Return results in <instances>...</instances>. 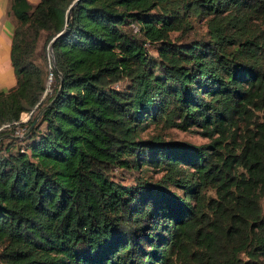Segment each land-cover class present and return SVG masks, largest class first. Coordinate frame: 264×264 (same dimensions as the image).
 Wrapping results in <instances>:
<instances>
[{"label":"trees","instance_id":"16d2710c","mask_svg":"<svg viewBox=\"0 0 264 264\" xmlns=\"http://www.w3.org/2000/svg\"><path fill=\"white\" fill-rule=\"evenodd\" d=\"M73 1L10 0L0 264H264V0Z\"/></svg>","mask_w":264,"mask_h":264},{"label":"rangeland","instance_id":"374dc122","mask_svg":"<svg viewBox=\"0 0 264 264\" xmlns=\"http://www.w3.org/2000/svg\"><path fill=\"white\" fill-rule=\"evenodd\" d=\"M135 30H137L135 28ZM186 33V32H184ZM207 33V27L206 23L204 20H195L193 23V29H191L188 33L185 35L181 34V32H173L171 37H180L182 40H190L196 37H205ZM149 53L153 56H156V51L148 46ZM51 66L48 65L47 63V70H48V88L52 82V76L51 73H49ZM22 120L27 119V115L23 114L21 117ZM155 133H162L166 139L168 140H174V141H182V142H187L195 145L203 144L207 142V139L199 135L193 128L191 130L183 131L177 128H169L165 129L161 125L156 126L154 124H151L149 128L147 129L146 132H144L141 137L146 138L150 136L151 134ZM133 172H128V171H117L115 174V177L119 179L120 181L124 182L126 181L127 183L132 181L133 178ZM149 176H152L153 179L159 178V174L155 173H149ZM125 183V182H124ZM262 208L264 210V198L261 200Z\"/></svg>","mask_w":264,"mask_h":264},{"label":"crops","instance_id":"0c3cea01","mask_svg":"<svg viewBox=\"0 0 264 264\" xmlns=\"http://www.w3.org/2000/svg\"><path fill=\"white\" fill-rule=\"evenodd\" d=\"M34 6L39 0H27ZM15 26V18L10 11V0H0V92L16 83L10 60V49Z\"/></svg>","mask_w":264,"mask_h":264},{"label":"water","instance_id":"95a60500","mask_svg":"<svg viewBox=\"0 0 264 264\" xmlns=\"http://www.w3.org/2000/svg\"><path fill=\"white\" fill-rule=\"evenodd\" d=\"M80 0H74L71 5L69 6L68 10H67V14H66V23H65V28H64V32L62 33H59L58 35L55 36V38L53 39V41L60 35L64 34V33H67L71 27H72V15H73V11H74V8L76 7V5L79 3ZM52 41V42H53ZM49 52H50V56L52 57V63H53V66H55V62H54V59H53V54H52V43L50 45V48H49Z\"/></svg>","mask_w":264,"mask_h":264}]
</instances>
